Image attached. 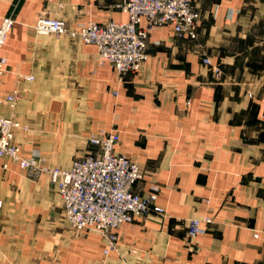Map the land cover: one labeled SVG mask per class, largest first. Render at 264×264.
Wrapping results in <instances>:
<instances>
[{"label":"crops","instance_id":"crops-1","mask_svg":"<svg viewBox=\"0 0 264 264\" xmlns=\"http://www.w3.org/2000/svg\"><path fill=\"white\" fill-rule=\"evenodd\" d=\"M119 1L0 0V21L14 19L0 96L18 92L0 115L26 127L22 155L62 168L96 149L90 132L117 131L116 152L142 173L135 190L157 184L164 213L122 223L105 255L100 234L69 228L46 174L1 159L0 264H264V0H194L196 38L153 29L146 60L121 77L95 45L33 30L41 15L125 20ZM190 218H208L202 234H186Z\"/></svg>","mask_w":264,"mask_h":264},{"label":"built area","instance_id":"built-area-1","mask_svg":"<svg viewBox=\"0 0 264 264\" xmlns=\"http://www.w3.org/2000/svg\"><path fill=\"white\" fill-rule=\"evenodd\" d=\"M193 1L120 0L116 7L126 14L125 20L111 19L102 23L90 20L70 26L63 19L41 15L33 30L37 34L79 37L82 42L95 45L98 62L111 64L121 77L140 69L147 58V38L153 29L169 24L176 37L196 38L200 16ZM13 24L11 16L0 21V77L6 70L1 49ZM202 62L210 66L216 76L220 74L208 57ZM17 96V90L1 95L0 104H12ZM23 127L16 118L0 115V160H11L22 170L46 174L60 196L64 217L70 226L100 234L105 255L117 248L115 229L122 223L131 222L136 216L164 213L157 204L160 190L157 184L152 183L146 193L135 190L142 173L136 161L116 152L115 146L120 140L116 131L100 128L91 133L88 141L96 146V151L75 158L68 168H62L48 164L37 149L27 156L22 155L13 136L16 129ZM202 222H208V218L187 220V235L194 237L203 233ZM253 235L258 237L259 233Z\"/></svg>","mask_w":264,"mask_h":264},{"label":"rangeland","instance_id":"rangeland-1","mask_svg":"<svg viewBox=\"0 0 264 264\" xmlns=\"http://www.w3.org/2000/svg\"><path fill=\"white\" fill-rule=\"evenodd\" d=\"M102 23V22H101ZM100 129V128H99ZM99 129H97V130H95V131H92V132H90L89 134H88V136L91 134V133H96ZM105 129V128H104ZM107 130V129H106ZM111 131H115V130H111ZM117 132V131H116ZM88 136H87V144H89L90 146L92 145V146H95L94 144H91V143H89V141H88ZM95 148H96V146H95ZM97 149V148H96ZM96 149L95 150H91V151H88V152H94V151H96ZM33 150H35V149H33ZM37 150H39V149H37ZM32 151V150H31ZM42 153V152H41ZM87 153V152H86ZM85 153V154H86ZM29 154V153H28ZM27 154V155H28ZM43 154V153H42ZM27 155H24V156H27ZM44 156V155H43ZM44 158H45V156H44ZM76 158H78V157H76ZM75 159V158H74ZM48 164H54V163H58V162H56V161H46ZM28 172H30V173H32V174H40V173H37V172H32V171H28ZM50 183V182H49ZM63 215H64V212H63ZM65 218V217H64ZM66 220V219H65ZM67 222V221H66ZM203 223L204 222H202V225H203ZM68 224H69V222H68ZM203 227H204V225H203ZM69 228L71 229V230H75L74 228H72L71 226H70V224H69ZM76 231V230H75ZM82 231V230H81ZM187 234V233H186ZM202 234V233H201ZM197 236V235H196ZM118 243V242H117ZM108 255V254H107Z\"/></svg>","mask_w":264,"mask_h":264},{"label":"bare ground","instance_id":"bare-ground-1","mask_svg":"<svg viewBox=\"0 0 264 264\" xmlns=\"http://www.w3.org/2000/svg\"><path fill=\"white\" fill-rule=\"evenodd\" d=\"M13 139H14V136H13Z\"/></svg>","mask_w":264,"mask_h":264}]
</instances>
